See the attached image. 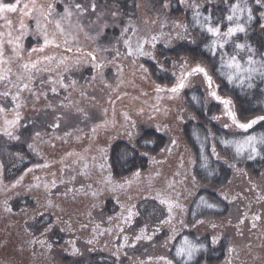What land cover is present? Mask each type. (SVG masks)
I'll use <instances>...</instances> for the list:
<instances>
[{
  "label": "rangeland",
  "instance_id": "374dc122",
  "mask_svg": "<svg viewBox=\"0 0 264 264\" xmlns=\"http://www.w3.org/2000/svg\"><path fill=\"white\" fill-rule=\"evenodd\" d=\"M74 3H82L86 12L71 17L72 28L68 21L63 22L66 31L71 32L68 44L63 43L64 36L56 32L54 23H49V37H55L61 46H49L31 55L30 50L43 43L36 29L38 14H7L12 20L13 37L19 34L21 19L27 31L22 40L23 59L16 56L12 45L5 43L8 63L4 67L11 68L13 83H19L17 77H22L29 89L13 101L17 89L6 81L0 82V92L11 93L0 96V106L7 110L0 114V129L5 127V116L13 119L18 111L21 117L12 129L18 140L0 131V264H76L68 259L91 256H103L102 264H165L160 257L175 264L176 249L185 238L192 242L189 234L200 241L209 240L215 247L224 244L225 255L218 264H264V170L258 174L249 171L239 159L243 155L233 153L231 145H227L229 150L223 148L227 151L212 145L215 158L232 170V178L224 187L207 185L196 176L195 154L184 135L186 125L198 122L188 105L186 94L190 93L194 100L203 94L207 107L218 104L219 111L211 119L236 140L248 135L259 137L232 123L228 110L241 123L250 120L242 117L235 104L226 108L210 95L215 90L221 100L229 98L222 93L211 65L198 57L162 54L182 45L198 46L199 29L194 23L182 21L184 17L170 16L163 10H140L128 16L118 7L97 0H36L38 8L53 6L49 18L53 21L63 14L65 6L71 9ZM91 3L96 4L95 13ZM193 3L199 5L200 11L210 4L221 5L218 0H192ZM253 5L262 33L264 4L258 5L254 0ZM189 11L193 15L192 8ZM39 19L43 25V18ZM77 23L82 27H75ZM129 24L136 29L135 36L129 33L134 45L137 38L151 41L152 36L157 37L155 47L151 42L144 45V52L151 55L126 54L121 33ZM178 24L187 25V32ZM226 27L222 26V31ZM8 30L5 21L0 20V32ZM66 47L72 51H66ZM89 53L96 56V61ZM240 54L246 58V53ZM45 56L57 60L46 61ZM63 58L64 63H60ZM38 59L39 70L23 69V63ZM96 63L102 67H94ZM197 65L206 68L212 77L211 89L202 74H193L175 96L167 91L156 92L157 85L171 88L182 72L186 74ZM29 75L31 80L27 79ZM61 81L68 87H62ZM27 128L31 132L25 137ZM149 129L167 139L165 148L157 154L141 153L149 161L147 170L125 178L114 177L111 144L123 141L136 148L137 141ZM9 143H26L33 160L25 155H10ZM13 159L30 165L9 180ZM203 192H212L221 199L224 215L191 220L195 200ZM161 200L167 203L162 204ZM6 205L11 211L6 210ZM130 209L134 214L125 222ZM257 215L260 219L254 221L253 228V217ZM142 232L151 239L136 240Z\"/></svg>",
  "mask_w": 264,
  "mask_h": 264
},
{
  "label": "trees",
  "instance_id": "16d2710c",
  "mask_svg": "<svg viewBox=\"0 0 264 264\" xmlns=\"http://www.w3.org/2000/svg\"><path fill=\"white\" fill-rule=\"evenodd\" d=\"M12 2V0H7ZM100 4H108L116 6L125 15L131 16L136 14L140 10L154 11L163 10L166 14L174 17L181 16L182 21L186 20L193 24V15L191 14L190 5L192 0H184L183 3L180 0H97ZM219 4L207 5L201 10L203 13H211L213 18H222L227 15L228 9L226 0H218ZM232 0H227V3H231ZM167 3L168 7L165 8L164 4ZM254 0H248V5L252 9L253 19L251 20L250 27L247 32L241 36L235 38L236 42L250 44L256 49L257 53L264 52V30L258 29L259 21L257 20V9L253 5ZM223 26H227V22H224ZM199 33L200 30H198ZM198 46L192 48L188 46H180L176 49L168 50L167 54L163 55H177V56H191L198 57L201 60H205L209 65L213 67V72L219 80L222 93L227 97V100L231 101V105L239 109L240 114L247 116L250 120L255 119L259 116H264V79L259 77L252 81V87H248L247 82L244 85L238 83H229L227 79L222 76L219 72V60L218 57L212 56L204 47L207 42L204 34H200ZM229 52L232 51V47H228ZM243 53V52H241ZM241 55V54H240ZM243 57V56H241ZM188 98V105L190 106L193 113L196 115L198 122L190 123L184 128V135L186 137L189 147L194 151L196 158L195 173L200 181L215 188L226 186L232 178V170L217 160L213 154V147L217 148H228L224 141H234L237 137H233L228 132L220 129L212 121V116L217 114L219 111L218 104H211L210 107L205 105L203 94L194 100L190 93L186 94ZM221 104V103H220ZM223 105V104H221ZM249 120V121H250ZM31 132L30 129L24 130L25 137ZM258 136L264 135V121L253 125L248 130ZM26 144V143H25ZM25 144H13L9 143L7 149L9 154L25 155L30 160L32 156L27 151ZM167 139L158 134L154 130H145L140 139L137 141L136 148L131 147L129 144L123 141H115L111 144L110 149V165L112 173L116 178H125L138 171H145L148 169L149 161L146 157L142 156V152L157 154L165 148ZM227 149H223L227 151ZM233 153L235 150L233 148ZM264 154V152H262ZM256 156L254 159H248L247 155L238 157L240 161L245 163L246 168L258 174L264 170V155ZM29 162L24 160L17 161L13 159L9 164V180L15 179L23 171L28 169ZM207 204H214L216 207L209 208ZM225 207V204L221 199L212 192H203L199 194L195 200V208L192 209L191 220H198L199 218H205L209 216L221 217L224 213L221 209ZM190 240L196 245H203L199 251L195 253L191 261H188L186 257H177L173 254L175 264H218L223 259L225 252L223 243L220 246H213L209 240L200 241L194 234H189ZM76 264H102L103 256H91L80 259H68Z\"/></svg>",
  "mask_w": 264,
  "mask_h": 264
},
{
  "label": "snow or ice",
  "instance_id": "6c2138e0",
  "mask_svg": "<svg viewBox=\"0 0 264 264\" xmlns=\"http://www.w3.org/2000/svg\"><path fill=\"white\" fill-rule=\"evenodd\" d=\"M181 3L184 2V0H180ZM255 3L258 5L264 4V0H255ZM227 15H225L222 18H213V15L211 13H203L200 11L199 5H196L195 3L191 4L190 7L193 11V23L195 27H197L202 34H204L207 43H205L204 47L206 50L215 57H218L219 60V72L222 76H224L229 83H238L239 85H244L247 82L248 87H252V81L259 77L261 79H264V52L257 53L256 49L253 48L250 44L246 43H240L236 42L233 37H236L238 34H245L247 32L246 25L251 22L252 20V9L248 5V0H232L231 3H227ZM164 7L167 8V3L164 4ZM91 11L93 13L96 12V4L91 3L90 4ZM54 11V8L52 5H49L47 8H44L43 6L37 7L36 0H30V3L23 2V0H12V2H5V0H0V20L5 21V27H7L9 30L7 33L0 32V82H8L12 84V87H15L17 89V94L15 96H12L13 101L18 100L19 93L29 89V83L25 82L24 78L17 77V80L19 83H13L11 80V68L10 67H4L8 63V61L5 59L4 56V46L7 42L8 44L13 46V52L16 54L17 57L20 59H23L21 56V53L23 51V44L22 40L24 37V34L27 31V26L24 24L23 19L19 22V28H18V35L13 37L12 35V20L9 19L7 14L10 13H19L21 17H32L33 13H37L38 16L35 18L36 20V29L41 33L43 37V43L39 48H32L29 52V55H31L32 52L37 51H43L44 48L49 46H54L56 48H59L61 45L55 37L50 38L48 31H47V25L49 23H54V27L56 29V32L64 36L63 43L65 45L68 44V37L71 35V32L66 31L64 27V21H68V27L72 28L73 25L71 24V17L75 14L77 17L82 16L86 9L82 3H74L72 4L71 9L68 6H65L64 12L62 15L59 16L58 19H55L54 21L49 19L52 16V13ZM112 15L115 17L116 13L113 12ZM262 16H264V13H261ZM39 17H42L44 20V24H41V20ZM99 16L97 17V20H99ZM227 22V27L225 30L222 31V26L224 25V22ZM75 27L80 28L82 27L79 23L75 25ZM177 27L183 28L185 32H187V25H177ZM261 27H264V25H261ZM131 32V36H135L136 29L132 27L130 24L129 26H126L123 28L121 36L123 38V43L126 48V54L129 56L133 55H151L150 53L144 52V45L151 42L152 47H155V41L157 40L156 36L151 37V41H149L148 38H137L135 45L133 44V41L131 39V36L129 33ZM5 37H7V40H5ZM232 45V51L229 52L227 50V45ZM68 52H71L72 49L70 47H66L65 49ZM106 50V49H105ZM244 52L246 53V58H242L240 53ZM117 54H119L117 52ZM91 56V59L93 61H96V56L92 53L88 54ZM46 61H56L57 57L54 56H45L43 58ZM64 59H60V63H64ZM41 64V60H35L31 63H23L22 67L24 70L29 69H35L39 70L38 66ZM94 67L100 68L102 67V64L96 63L94 64ZM145 71H147L145 69ZM193 74H202L207 81L209 88H212L213 80L212 77L208 74V71L203 66L197 65L195 68H193L188 73H181L180 77L178 78L177 82L174 86L171 88H165L160 85L156 86V92L163 93V92H170L175 96L178 94L182 89L186 86V79L188 76H191ZM28 80H31V75L27 78ZM75 83L74 81L72 82ZM62 87H68V85H64L61 81ZM53 92H55V89H52ZM10 91H4L0 92V96H10ZM210 95L214 97L216 100L221 101L225 107L227 108L231 101L229 100H221V97L217 96V93L215 90L210 91ZM159 98V97H158ZM20 104H16L15 108H19ZM6 109L3 106H0V114L6 113ZM228 115L232 119V123L239 129H242L244 131H247L253 127V125L259 123L260 121H264V116L256 117L255 119H252L246 123H241L237 120L235 114L228 110ZM20 113L17 111L15 113V117L13 119H8L6 116L4 118V125L5 127L3 129H0V131L3 132L4 135L9 136L12 139H19V136H15L13 134L12 129L19 123L20 120ZM56 127H59L57 124ZM227 127V125H226ZM37 136H39V133H36ZM225 145H231L237 156H242L245 153H247L248 159H254L256 156L261 155L262 152H264V135H261L259 137L254 135H248L242 140H234V141H224ZM31 147V145H30ZM41 165H37V167H40ZM138 175V173H137ZM15 187V185H13ZM227 199V197H225ZM162 204L167 203L165 200L160 201ZM51 202H49L50 204ZM207 207L214 208L216 205L214 204H207ZM6 210L11 211V208H8L6 205ZM169 213L172 212V205L169 204L168 207ZM134 213L131 211V209L128 212V217H125V222H127L128 219L131 218V216ZM41 216L44 215L43 212L40 213ZM246 218V214H245ZM260 216H254L253 217V223L252 227L255 228L256 224L254 221L259 220ZM167 222V221H165ZM182 223V222H181ZM240 223H244V220L241 219ZM48 228H51V225L48 226ZM123 231V229H121ZM142 238L151 239L150 236H144L143 232L141 235H138L136 237V240H140ZM128 237H124V242L127 244ZM215 242V240L213 241ZM43 243V241H41ZM91 243V241H89ZM203 245H196L192 242H190L187 238L184 239L183 244L179 248L176 249V256L184 258L186 257L187 260H191L193 255L202 248ZM74 251H77L74 249ZM229 251H232V249H229ZM162 261H165V264H173V261L167 260L165 257L159 258Z\"/></svg>",
  "mask_w": 264,
  "mask_h": 264
}]
</instances>
